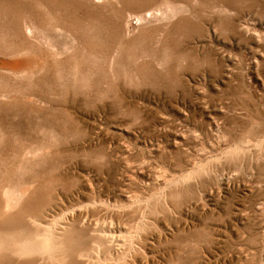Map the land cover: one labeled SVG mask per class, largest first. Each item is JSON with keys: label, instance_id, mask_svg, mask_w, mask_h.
Returning a JSON list of instances; mask_svg holds the SVG:
<instances>
[{"label": "rangeland", "instance_id": "obj_1", "mask_svg": "<svg viewBox=\"0 0 264 264\" xmlns=\"http://www.w3.org/2000/svg\"><path fill=\"white\" fill-rule=\"evenodd\" d=\"M92 1L0 0V61L22 65L21 76L0 66V91L7 87L23 107L28 93L49 96L56 109L41 121L49 126L43 135L59 128L53 116L61 118V129L73 130L74 138L65 135L54 147L56 157L72 154L75 162L73 175L61 180L78 196L77 238L88 236L100 257L116 251V260L105 264H134V256L137 264H168L178 254L193 264H264V0H169L173 6L143 0L177 13L146 23L129 39L115 28L129 7L122 0ZM71 37L73 46L57 53ZM115 51L117 62L125 58L121 69L111 60ZM90 52L107 59L90 60ZM44 63L49 70L34 74ZM67 70L73 73L64 85L58 73ZM50 74V90H37L38 79ZM69 109L77 126L68 122ZM8 139L12 151L19 146V136L0 145ZM68 146L72 152L62 153ZM167 188H176L174 198H165ZM84 189L88 214L80 211ZM50 193L53 203L66 204L59 186ZM55 214L64 234L71 218ZM206 233L210 243L203 242Z\"/></svg>", "mask_w": 264, "mask_h": 264}, {"label": "bare ground", "instance_id": "obj_2", "mask_svg": "<svg viewBox=\"0 0 264 264\" xmlns=\"http://www.w3.org/2000/svg\"><path fill=\"white\" fill-rule=\"evenodd\" d=\"M80 1L86 5L95 4V2H93L92 0H80ZM97 1H98V3H101V4L109 2L108 0H97ZM124 3L126 6L129 7V9H126L125 12L123 13L121 22H117L120 25L115 23V28L117 26H120V30H117V33L120 31L122 38H126V39L131 38L135 34V32H138V30L140 28H142L144 25H148L146 23H149L152 20H154V21L160 20V22H161V20L165 21L167 18L175 16L177 13L175 8L174 9H166V10L162 11V8L157 6L158 4L154 5V6H149L143 0H122V4H124ZM164 3H166L165 4L166 6L167 5L173 6V4H171L169 0L168 1L164 0ZM162 4H161V6H162ZM137 8H138V11H136ZM124 20H125V25L123 24ZM28 26L26 27V30L28 33H30L32 27H28ZM132 26H133V30L130 29V27H132ZM33 28H35V27H33ZM124 28H125V31H124ZM113 29H114V26H113ZM92 32H93V30H92ZM55 33H57V32H55ZM62 35H63V33H62ZM29 36H31V35H29ZM33 37L34 36H31V38H33ZM45 37L46 36L41 37V38H44V40H45L44 43L47 44L49 47H51L50 49H52V51H56L54 48L55 46L53 47L52 43H50L51 40L49 39V36H47L48 38H45ZM94 38H98V37H94ZM117 38H119V34H118ZM39 39H40V36H39ZM37 40H38V38H37ZM120 40H121V37H120ZM73 43H75V39L71 37L69 41H67L66 43H64L60 47V49H59L60 52H57V53H63L64 51H68L71 48V46H73ZM117 44H119V43H117ZM119 45H121V41H120ZM104 46H105V44H104ZM118 46L116 48H118ZM90 50H92V49L90 48ZM87 53H88V51H87ZM116 53H117V51H115L112 54L113 56L111 57V60L115 61V63H116V64L114 63L115 66L116 65H118L119 67L121 66L119 68V69H121L124 67L125 58L123 60L124 62L123 61L117 62L118 59H116L117 58ZM121 54H122V52H121ZM132 56L134 57V55H132ZM151 56H153V55H151ZM99 57L100 58L104 57L105 59H107V57L104 56L102 53L92 54V52H90V56H89L90 60H96ZM89 61H88V65H89ZM126 61H127V59H126ZM127 62H129V61H127ZM0 63H1L0 66H2V67L5 65H8V66H11L14 68V70L8 71L7 73H12L14 75H17L20 73L19 70L21 69L22 65H20V67H19L18 66L19 64H17V65L16 64H8L2 60L0 61ZM20 63H22V62H20ZM90 63L92 64V62H90ZM67 64H65V66H67ZM112 64L113 63H111V61H110V65H109L110 69L108 68L109 70H112L111 69V68H113V67H111ZM50 65H51V63L42 64L40 66V68L38 69V71L35 72L34 74L42 73L43 69H45V68H48V70H49ZM85 65H87V64H85ZM132 65H133V63H132ZM109 66L107 65V67H109ZM74 67H75V65H74ZM133 67H135V66H133ZM63 68H61V69H63ZM98 68H100V66ZM125 69L126 68H124V70ZM54 70H56V69H54ZM0 71H2V70H0ZM97 71H99V69ZM101 72H102V70H101ZM127 72H128V70H127ZM72 73L73 72L67 70L64 77H63L61 72L58 73L59 77L64 81V83H62V84H64V85L70 84L69 83L70 81H68L65 77L71 76ZM100 73L98 72V74H100ZM47 74H49V72ZM139 74H141V73H139ZM104 75L106 76L105 73H104ZM113 75H114L115 80H117L116 76L118 74L115 76V73H114ZM121 75H122V73H121ZM75 76H76V74H75ZM79 76H80L81 80H83L85 83H88L87 74L79 75ZM50 78H51V74L50 75H44L43 77L38 79L37 87L35 85L36 89L40 90V91H45V92L49 91L50 89L46 88V84L50 82ZM77 78H79V77H77ZM3 80H4V78H3ZM3 80L1 82H4ZM100 81L103 84L105 83V80L101 77H100ZM4 85H5V83H4ZM53 86H54V84H53ZM5 89L3 91H0V140L7 139L10 137L19 136L20 137V144L13 151L11 149H9V148L14 147L13 140L8 139L6 146L0 145V147H1L0 148V264H99L101 262H103L105 264L104 261H107V262L115 261L116 260V254H117L116 251H114V252L108 251L107 255H102L100 257L97 254L98 252H95V253L91 252V250H90L91 245L89 243V237L85 236L82 238H77L76 232L73 228V217L72 216L75 215V213H76L75 201L76 202L78 201V198H77L78 196L75 197L74 191L65 190V188H69V184L66 182H63L61 180V178L63 177V179L67 181L70 178V176L73 175V172L75 170V162H74V159H72V154H69L70 158L69 157H59V158L56 157L57 155H60L61 153L58 151V149H56L54 147V144L57 141H61L65 135H66V138H74L73 130L71 128H69L67 130L61 129L60 124L57 122V118L59 120H61V118H59V117L56 118L53 115H51V116H53L51 118H54L53 123L58 125L59 128H56V129L51 128V129L47 130L46 133L43 135L42 131L45 128H48L49 126L43 125L41 123V121L46 118L45 115H46V112L48 109H51V108L56 109L49 104L48 99L50 97L47 95H44V94L28 93V94L24 95L26 102H27V106L23 107V106H20L19 104L16 103V101L14 100L13 96L10 93L12 91L8 90L7 87ZM100 96H102V95H100ZM103 99H104V97H103ZM104 106H105V103L102 102L100 104L99 109L103 110V108H105ZM50 111H52V110H50ZM66 114L69 117L68 122L72 123L73 127L76 124L78 125L79 120H77V121L74 120L75 117H77V115H74V112L72 115L71 109H69L66 112ZM16 130H21V132H17ZM238 147L240 148V146H238ZM61 152L62 153H71L72 150H71V147L68 146L64 151H61ZM235 153L236 152H234V154ZM4 154L11 157L12 159L11 160L5 159ZM249 156H250V154H249ZM261 156H262V154H261ZM261 163H263V162H261ZM55 170H57V173H55L52 176V178H51L52 181L50 183L46 180L44 181V179H43L44 176L50 174L52 171H55ZM169 185H171V184H169ZM57 186L60 187V192H65L64 193L65 194L64 198L66 201L65 205H58L56 203H53V200L51 199L50 189L52 187H57ZM85 186L86 185H84V187ZM165 186H166V184H165ZM166 187L169 188L168 185ZM168 188L166 190H169V191L165 193V198L166 197L170 198V199L174 198V193L176 191V188H175V191L173 188L174 192ZM182 188L183 187H181V189ZM84 192H82V196H81L82 200H81L80 211L83 210L84 212H87V214H88L90 212V205L84 204L85 202L88 201V196L86 194L85 189H84ZM93 193L94 192L92 191V194ZM176 193L179 194V191ZM95 195H96V193H95ZM180 196H182V195L180 194ZM180 196L177 195L178 198ZM90 197H92V196H90ZM162 198H164V197H162ZM178 198L176 200H178ZM180 198H182V197H180ZM90 199H91V201H94V199L93 200H92V198H90ZM173 200H175V199H172V201ZM176 200H175V203H176ZM163 201H166V200H163ZM94 202H96V201H94ZM100 204H102V203H100ZM56 210H58L60 212H64L65 215H69V216H66L68 221L71 218L70 222H67V224L65 225L64 234H58L59 224H58L57 215L55 214ZM77 210H79V209L77 208ZM87 214H86V216H87ZM89 224H90V222L88 220H86L85 225H89ZM47 225H50L54 228V231L52 233H47L45 231V228ZM205 229H209V228L206 227ZM57 234H58V236H57ZM204 235H206L205 238H207V239L206 240L204 239L205 240L204 241L202 238V234H201V237H200L201 241L203 240V242L210 243V241H208V240H210V236L207 233ZM147 240H149V239H147ZM197 240H199V239H197ZM148 243H149V241H148ZM151 243L152 242L150 241V244ZM193 243H190V244H193ZM159 244L160 243H158V245ZM187 245L189 246V242ZM192 248H193V246H192ZM142 254H144V253H141V256H144ZM245 258L248 259L247 257H245ZM141 259L143 260V258H141ZM190 259L191 258H188L182 254H178L174 260L168 261V264H189V263L193 264L194 259L193 260L191 259L192 260L191 262H190ZM132 260H133L134 264H137L135 261L136 260L135 256L132 258ZM115 264H119V263L116 261ZM138 264H140V263H138ZM152 264H154V263H152Z\"/></svg>", "mask_w": 264, "mask_h": 264}]
</instances>
